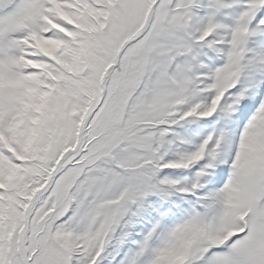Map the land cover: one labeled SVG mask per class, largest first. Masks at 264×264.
I'll list each match as a JSON object with an SVG mask.
<instances>
[{"label":"snow or ice","instance_id":"obj_1","mask_svg":"<svg viewBox=\"0 0 264 264\" xmlns=\"http://www.w3.org/2000/svg\"><path fill=\"white\" fill-rule=\"evenodd\" d=\"M0 264H264V0H0Z\"/></svg>","mask_w":264,"mask_h":264}]
</instances>
